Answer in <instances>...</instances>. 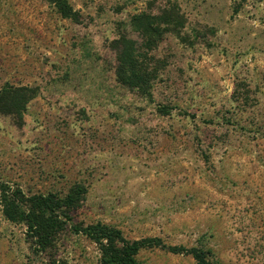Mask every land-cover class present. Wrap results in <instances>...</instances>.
<instances>
[{"label":"rangeland","instance_id":"obj_1","mask_svg":"<svg viewBox=\"0 0 264 264\" xmlns=\"http://www.w3.org/2000/svg\"><path fill=\"white\" fill-rule=\"evenodd\" d=\"M68 1L77 21L45 0H0V88H38L21 120L0 114V185L64 194L80 182L73 223L264 264V0ZM170 3L183 23L152 52L162 63L143 97L116 80L112 42L140 45L130 17ZM99 258L71 225L36 250L0 206V264ZM135 264L197 263L153 248Z\"/></svg>","mask_w":264,"mask_h":264},{"label":"trees","instance_id":"obj_2","mask_svg":"<svg viewBox=\"0 0 264 264\" xmlns=\"http://www.w3.org/2000/svg\"><path fill=\"white\" fill-rule=\"evenodd\" d=\"M45 1L62 18L77 21V12L68 0ZM130 21L138 30L141 43L137 45L134 39L124 34L113 40L116 80L141 96L150 98L162 63L152 52L167 32L178 31L183 17L178 5L170 3L154 14L145 11L135 13ZM37 89L5 83L0 88V114L13 115L21 120L26 104L37 95ZM85 194L86 187L80 182L74 183L64 194L53 191L27 194L19 186L1 184L0 206L8 221L25 227L29 242L41 252L52 248L59 235L71 225L73 233L85 235L98 246L101 264H135L141 250L153 248L190 255L197 264H220L211 248L204 245L191 248L167 245L159 237L130 240L124 237L120 229L100 221L86 225L73 223L72 213L80 206Z\"/></svg>","mask_w":264,"mask_h":264}]
</instances>
